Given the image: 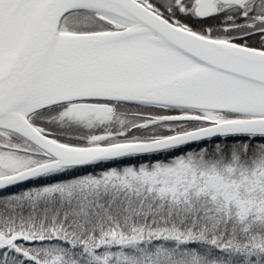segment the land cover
Returning a JSON list of instances; mask_svg holds the SVG:
<instances>
[{
  "label": "snow or ice",
  "instance_id": "snow-or-ice-1",
  "mask_svg": "<svg viewBox=\"0 0 264 264\" xmlns=\"http://www.w3.org/2000/svg\"><path fill=\"white\" fill-rule=\"evenodd\" d=\"M0 264H264V0H0Z\"/></svg>",
  "mask_w": 264,
  "mask_h": 264
}]
</instances>
